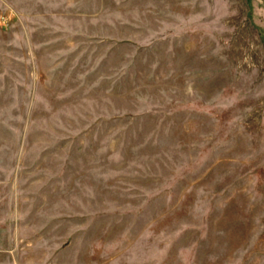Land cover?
Returning <instances> with one entry per match:
<instances>
[{"label": "rangeland", "instance_id": "rangeland-1", "mask_svg": "<svg viewBox=\"0 0 264 264\" xmlns=\"http://www.w3.org/2000/svg\"><path fill=\"white\" fill-rule=\"evenodd\" d=\"M0 264H264V0H0Z\"/></svg>", "mask_w": 264, "mask_h": 264}]
</instances>
